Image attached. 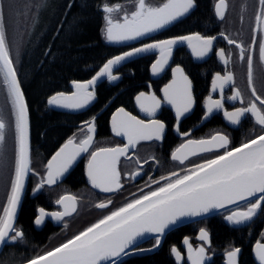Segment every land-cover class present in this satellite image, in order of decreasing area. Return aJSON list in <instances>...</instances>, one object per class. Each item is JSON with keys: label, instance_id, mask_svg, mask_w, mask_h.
Listing matches in <instances>:
<instances>
[{"label": "snow or ice", "instance_id": "1", "mask_svg": "<svg viewBox=\"0 0 264 264\" xmlns=\"http://www.w3.org/2000/svg\"><path fill=\"white\" fill-rule=\"evenodd\" d=\"M68 7L71 8V5ZM121 7L119 4L102 5L106 22L103 34L109 42L136 40L164 29L186 16L195 7V0H164L159 6H151L146 0H135L134 11L130 14L124 13L122 20L114 19L113 13L120 11ZM214 8L216 16L223 20L228 8L227 0H217ZM220 36L227 40L228 44L235 45L239 49L240 60L246 61L247 85L254 98L249 100L246 107H237L232 111L224 110L223 115L235 125L241 122L245 114H251L256 124L264 129V97L257 93L254 85V53L257 51L259 62L264 65V0H258L251 42L247 48L223 32ZM215 40V36L194 33L155 40L132 48L108 59L90 80L83 83L73 82L75 92L70 95L58 92L49 97L47 103L68 109L84 108L94 99V90L89 89L102 77H107L109 81L118 79V76L113 74L114 66L119 65L126 58L138 53L158 51L159 57L151 65L152 73L158 74L168 64L174 46L187 43L194 56L203 58L212 51ZM218 55L225 64L229 62L230 57L226 58L223 49L219 50ZM172 73L173 79L164 87L163 92L164 99L175 109L176 131L179 132L180 118L192 109L194 100L191 81L184 75L183 69L177 66L172 69ZM0 77L3 78L6 87L15 141L14 172L6 203L0 214V245H2L23 238V230L15 226L21 193L25 187L26 177L30 173L40 176L30 166L29 110L7 43L3 0H0ZM233 80L231 72L215 75L212 88L213 91L220 90L221 98L208 97L205 117L214 110L224 109L222 93L225 85L232 83ZM227 99L242 101V94L239 89H235ZM136 100L141 110L150 115L161 106V101L154 94L146 95L141 92ZM9 127L8 121L0 115V146L5 143ZM111 127L116 135L125 136L128 143L123 147L99 148L91 151L87 160L89 182L93 188L104 193H115L123 187L117 165L120 158L127 154L128 149L134 148L139 141L161 140L166 126L155 119L145 123L120 108L112 116ZM95 131V117L84 121L80 129L83 138L77 142L74 134L60 146L47 161L45 173L40 176L34 191H39L45 185L56 184L78 157L89 153ZM180 134L189 135L187 132ZM229 143V137L220 132L208 139H187L171 153V159L183 164L191 156L212 152L214 149H226ZM182 171L183 174L171 172L167 176H161L160 181H164L163 184L152 180V184L159 185L154 190L143 193L141 189L143 194L138 198L131 199L111 211L58 247L27 260L26 264H120L124 256L136 251L150 250L135 247L136 241L146 234H155L153 247L160 246L165 230L175 225L181 217L198 216L213 209L237 205L240 201H246V206L243 209L236 208L224 217L234 225L245 224L264 212V132L239 147L225 150L222 155H216L213 159L205 160ZM131 175L132 177L139 175V170ZM56 203L63 206V211L47 213L45 209L40 208L39 215L34 221L36 225L42 224L45 216L49 215L57 221H63L77 210V197L74 195H62ZM111 203L112 200L108 199L106 202L97 203L95 207L105 209ZM199 238L208 241V232L203 228L200 229ZM184 243L188 244L187 238ZM255 248L256 257L260 264H264V243L257 242ZM171 251L177 259H180L181 254L175 247ZM188 251L192 264H203L205 258L203 246L193 251L189 244ZM239 252V248H234L227 253L228 264H237Z\"/></svg>", "mask_w": 264, "mask_h": 264}, {"label": "flooded vegetation", "instance_id": "2", "mask_svg": "<svg viewBox=\"0 0 264 264\" xmlns=\"http://www.w3.org/2000/svg\"><path fill=\"white\" fill-rule=\"evenodd\" d=\"M195 0V7L189 14L182 17L181 20L189 17L198 6ZM209 3V8L212 9L215 24L205 33L194 31L183 35H191L200 33L203 36H215L212 51L208 56L198 58L194 61L192 55L188 52L186 46L176 47L171 56V61L164 70L152 77L151 65L156 61L159 53H148L144 56H151L153 59L149 61H140L138 64L139 71L142 66L147 65V77H139L137 80L141 83L135 87L134 92L129 99L124 95L121 97L123 102L116 108H108L110 102L98 109H91L98 97L97 87L94 92L96 94L95 102L88 108L77 112H67L72 115L76 121V128L71 137L75 134L77 142L83 138L80 132L79 122L82 124L95 117L96 133L94 141L90 147L89 153L82 156L74 166L64 175L60 177L57 183L51 186L45 185L39 191H34L35 186L39 183L40 176L45 173V165L52 155L60 148L64 142L57 143L44 156H33V147L31 140V168L40 174V176L30 173L27 177L24 195L20 211L15 223L16 228L22 229L24 236L17 242L8 241L4 244L0 251V256L4 253L5 258L23 260L32 259L37 255L58 247L60 244L71 239L74 235L83 231L85 228L97 222L103 216L108 215L111 211L123 206L131 199L138 198L141 194L154 190L159 185L152 184L151 181H160L161 176H167L171 172H179L186 170L196 164H200L205 160L213 159L216 155H222L225 150L239 147L242 143L249 139L255 138L264 132L260 125L256 124L254 117L251 114H245L241 118L239 124H231L223 115L224 110L232 111L237 107H246L251 96V92L247 85V64L239 58V49L235 45L227 43L220 33H225L237 42L242 43L245 48L251 42L252 28L254 27V16L258 8V0H227L228 8L225 18L221 20L215 14V4L217 0H205ZM164 0H146V3L151 6H159ZM121 5V10L114 13H119L114 19L123 18L124 13H131L135 10V0H114L111 5ZM113 13V14H114ZM178 22H174L169 27L163 29L155 36L144 41H155L167 38H159V35L166 29L174 26ZM217 22L220 24L217 26ZM106 25V22H105ZM140 42L134 46L118 47L127 51L133 47L143 44ZM223 49L225 56L230 57V60L225 64L219 57L218 52ZM122 51V52H124ZM121 52V53H122ZM136 58V59H138ZM197 58V57H196ZM135 60V59H134ZM134 60L127 62L113 72L118 76V79L106 82L115 84L121 81L123 75L134 72L132 68ZM136 63V62H135ZM179 66L183 69L191 81V90L194 104L192 109L180 118L179 132L176 131L175 109L164 99L163 89L173 79L172 69ZM227 72L233 73L234 80L232 83L226 84L223 90L224 109L214 110L213 113L205 117L207 111V99L211 96L213 99H220L221 92L219 89L213 91L212 81L217 73L225 75ZM104 82V81H103ZM254 85L257 93L264 97V65H261L258 59V51L254 53ZM235 89H239L242 94V101L229 100ZM141 92L146 95L154 94L161 101V106L156 112L150 115L141 110L140 106L136 105L135 97ZM124 92L121 91L119 95ZM0 115L8 121L10 127L6 132L5 143L0 146V192H9L10 181L14 172L15 162V141L14 133L11 128L10 105L7 101V95L0 93ZM125 98V99H124ZM123 107L127 113L135 116L145 123L155 119L165 124V132L161 140L139 141L134 148L130 147L125 156H122L118 162V170L121 174V190L115 193H104L99 189L92 187L87 177V160L90 157V152L99 148L123 147L128 143L127 138L117 137L112 134L110 122L112 115L119 108ZM103 123V129L100 127V122ZM101 128V129H100ZM189 133L188 136H183L180 133ZM220 132L229 137L230 143L226 149H214L212 152L200 153L197 156H191L183 164L179 161L171 159V153L187 139H208L215 133ZM86 134V133H85ZM154 158V159H153ZM147 161V163H145ZM139 170V175L132 177L131 174ZM164 181H160L163 184ZM150 185V186H147ZM143 190V193L140 190ZM65 194L74 195L77 197V210L71 216H67L63 221H57L50 215L45 216L42 224L36 225L35 219L39 215V209L43 208L47 213L63 211V206L56 201ZM7 198H5L6 200ZM108 199L112 203L105 209H99L95 205L99 202H106ZM247 202H243L236 206L225 210L210 214L198 220L186 223L182 226L172 229L163 238L159 247L154 249V238H151L136 248L138 249H154L153 251H136L129 256L121 259L120 264H141L140 260L152 256L160 251L165 252L166 256L171 259L173 264H192L189 259L188 245L192 246L193 251L203 246L205 248V258L203 264H228L227 253L234 248H239L240 252L237 256V264H260L256 257L257 242L264 243V212L259 213L251 221L245 222L242 225H234L224 219L236 208L243 209ZM205 229L209 234L208 241H202L200 237V229ZM220 229L226 230L227 237L222 236ZM228 232V233H227ZM33 235V238L30 237ZM185 238L188 244H185ZM175 247L181 254L180 259L171 251ZM20 262V263H23ZM9 264V263H8Z\"/></svg>", "mask_w": 264, "mask_h": 264}, {"label": "trees", "instance_id": "3", "mask_svg": "<svg viewBox=\"0 0 264 264\" xmlns=\"http://www.w3.org/2000/svg\"><path fill=\"white\" fill-rule=\"evenodd\" d=\"M113 2L3 0L7 43L28 104L33 156H44L57 143L71 137L77 127L71 114L50 108L48 98L58 92L70 91L72 81L89 80L108 59L125 50L110 45L103 34L105 13L102 5ZM214 19L209 3L201 0L189 17L166 29L159 38L194 31L206 34L209 25L212 27L215 24ZM150 59L153 57L135 59L132 66L135 71L123 75L122 80L115 84L102 82L97 87L98 97L91 109L103 108L108 102V108H116L123 103V95L129 99L135 87L141 83L137 78L148 76L147 65L139 71L135 64ZM2 81L0 77V84L3 85ZM121 91L124 93L119 95ZM100 124L103 129L102 121ZM220 232L224 237L229 234L222 229ZM30 237L33 238V235ZM20 262L23 260L5 258L4 253L0 256V263ZM139 263L173 264L163 251Z\"/></svg>", "mask_w": 264, "mask_h": 264}, {"label": "water", "instance_id": "4", "mask_svg": "<svg viewBox=\"0 0 264 264\" xmlns=\"http://www.w3.org/2000/svg\"><path fill=\"white\" fill-rule=\"evenodd\" d=\"M190 12H191V10H190ZM189 12V13H190ZM188 13V14H189ZM185 17V16H184ZM172 25V24H171ZM170 25H168V26H166L165 28H167V27H169ZM164 28V29H165ZM163 29H161V30H158L157 32H154V33H150L148 36H145V37H141V38H138V39H136V40H127V41H120V42H109V41H107L110 45H112V46H115V47H127V46H133V45H136V44H138V43H140V42H143V41H146V40H148V39H150L151 37H153V36H155L156 34H158L160 31H162ZM192 35V34H191ZM153 42V41H152ZM146 43H151V42H146ZM146 43H143V44H146ZM143 44H141V45H138V46H136V47H140V46H142ZM180 46H186L187 47V50H188V52L192 55V57H193V59H194V61H198L199 59L198 58H196V56H194L193 54H192V51H191V49L187 46V43H183V44H180V45H177V46H174L173 47V50L176 48V47H180ZM136 47H134V48H136ZM132 49V48H131ZM131 49H129V50H127V51H130ZM126 52V51H125ZM173 52V51H172ZM150 53H158V51H152V52H150ZM120 54H122V53H120ZM120 54H118V55H120ZM145 54H148V53H138V54H136V55H134V56H132V57H128V58H126L124 61H122L119 65H116V66H114V69H113V72L114 71H116L119 67H121L122 65H124V64H126L127 62H129V61H132V60H134V59H136V58H138V57H140V56H143V55H145ZM116 56V55H115ZM172 56V55H171ZM206 56H208V55H206ZM205 56V57H206ZM114 57V56H113ZM159 57V56H158ZM158 57H157V59H158ZM112 58V57H111ZM156 59V60H157ZM171 61V57L169 58V61H168V64H169V62ZM155 63V62H154ZM167 64V65H168ZM167 65H165V67L167 66ZM185 75V74H184ZM17 76H18V74H17ZM187 76V75H186ZM152 77H156V75H154V74H152ZM19 78V77H18ZM91 79V78H90ZM89 79V80H90ZM107 79V77H102V78H100L97 82H96V84L94 85V86H92V88H90L89 90L91 91V90H94L95 89V87L96 86H98L99 84H101L103 81H105ZM86 81H88V80H86ZM86 81H72L71 83H70V91L69 92H63V93H65L66 95H70L71 93H73V92H75L76 91V88H75V86H74V84H73V82H81V83H83V82H86ZM21 88H22V85H21ZM23 90V89H22ZM151 95V94H150ZM137 97V96H136ZM136 97H135V103H136V105H138V106H140L139 105V103L137 102V100H136ZM95 99H96V94H95V92H94V99L92 100V101H90L89 102V104L88 105H86L84 108H81V109H68V108H63V107H57V106H53V105H48L50 108H52V109H56V110H65V111H68V112H77V111H80V110H84V109H86V108H88V107H90L94 102H95ZM26 100V99H25ZM120 108H123V107H119L118 109H120ZM124 109V108H123ZM125 110V109H124ZM117 111V110H116ZM116 111H115V113H116ZM126 112V111H125ZM113 116V115H112ZM111 120H112V118H111ZM29 123H30V117H29ZM110 128H111V132H112V134L113 135H115V136H117V137H123L122 135L121 136H118V135H116L113 131H112V127H111V122H110ZM95 133H96V131H95ZM95 133H94V138H95ZM94 138H93V141H94ZM30 153H31V127H30ZM55 154V153H54ZM53 154V155H54ZM86 153H84V154H82L80 157H78L77 158V161L82 157V156H84ZM76 161V162H77ZM75 162V163H76ZM74 163V164H75ZM74 164H73V166H74ZM72 166V167H73ZM71 167V168H72ZM70 168V169H71ZM69 169V170H70ZM67 173V172H66ZM65 173V174H66ZM64 174V175H65ZM64 175L62 176V177H64ZM28 177V176H27ZM27 177H26V180H27ZM26 180H25V184H26ZM59 180H60V178H59ZM25 188V187H24ZM23 195H24V189H23V191H22V193H21V202H20V204L18 205V208H17V216H16V220H17V217H18V214H19V211H20V207H21V204H22V199H23ZM243 202H246V201H240V202H238L237 203V205L238 204H241V203H243ZM233 206H236V205H228V206H226L225 208H221V209H213V210H211L210 212H208V213H203V214H201V215H198V216H185V217H181L177 222H176V224L175 225H171L168 229H166L165 230V232H164V234H163V236H162V238H161V242H162V240H163V238L165 237V235L169 232V231H171L172 229H174V228H177V227H179V226H182V225H184V224H186V223H189V222H192V221H195V220H198V219H200V218H203V217H205V216H208V215H210V214H213V213H216V212H219V211H221V210H225V209H228V208H230V207H233ZM16 220H15V223H16ZM155 236V234H146L144 237H141V238H139L137 241H136V244H135V247H137L138 245H140L141 243H143V242H145V241H147V240H149V239H151V238H153ZM4 246V244H2V245H0V251H1V249H2V247ZM159 247V246H158ZM157 247H155L154 249H156ZM154 249H151V250H149V251H153ZM142 252H144V251H142ZM125 257V256H124ZM123 258V257H122ZM121 258V259H122ZM0 264H3V263H0ZM18 264H26V262H23V263H18Z\"/></svg>", "mask_w": 264, "mask_h": 264}, {"label": "rangeland", "instance_id": "5", "mask_svg": "<svg viewBox=\"0 0 264 264\" xmlns=\"http://www.w3.org/2000/svg\"><path fill=\"white\" fill-rule=\"evenodd\" d=\"M120 13V12H119ZM119 13H114L113 14V17H115L117 14H119ZM3 82V81H2ZM4 91H5V93H6V87H5V85L3 84L2 85V83L0 84V93L2 94V93H4ZM0 99H1V97H0ZM7 194H8V192H0V214H2V207H3V205L6 203V200H5V198H7Z\"/></svg>", "mask_w": 264, "mask_h": 264}]
</instances>
